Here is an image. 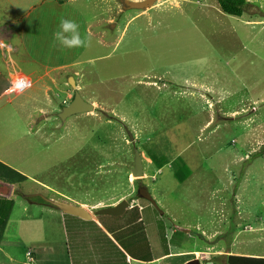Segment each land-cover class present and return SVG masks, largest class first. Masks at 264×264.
<instances>
[{
  "label": "rangeland",
  "instance_id": "1",
  "mask_svg": "<svg viewBox=\"0 0 264 264\" xmlns=\"http://www.w3.org/2000/svg\"><path fill=\"white\" fill-rule=\"evenodd\" d=\"M245 1L233 17L217 0H157L139 11L123 10L122 0H0V26L18 31L16 67L38 78L0 98V152L16 171L0 169V180L15 183L1 264H21L42 238L59 255L40 264H67L69 244L46 200L92 214L125 200L134 207L125 221L143 206L165 237L173 231L186 263L224 264L230 244L264 257V0ZM63 19L77 22L84 44L67 48L55 38ZM69 77L94 109L62 122L75 92ZM135 150L141 179L131 176ZM139 186L157 208L138 197ZM257 225L260 235L248 227ZM10 250L16 262L3 260Z\"/></svg>",
  "mask_w": 264,
  "mask_h": 264
},
{
  "label": "crops",
  "instance_id": "2",
  "mask_svg": "<svg viewBox=\"0 0 264 264\" xmlns=\"http://www.w3.org/2000/svg\"><path fill=\"white\" fill-rule=\"evenodd\" d=\"M20 28L23 29V27ZM17 32L18 31L15 32L10 30V27L0 26V38H9V44L7 43L8 45H6V48L0 49V98L9 97L6 94L9 80L11 76H13L14 72L21 74H33L36 77V81H38V78L34 73H31L29 70L22 71L20 70V68L16 67L18 66L17 62L19 63L21 58L19 57V55L18 57H15L14 55L18 51V49L13 46L12 39L14 35H17ZM3 52H6L8 54V63H5L2 58V56L4 57ZM22 58L26 57L23 56ZM1 63H4L7 66L6 75H4V72L1 69ZM25 92L26 91L22 93ZM19 95H16V97ZM19 119L21 122V117H19ZM27 137L28 136L25 134L21 137V139L17 140L21 144H27V142L29 141ZM1 138L2 137H0V143ZM5 138L9 139L7 136H5ZM9 161V156L5 157L3 152H0V169L3 170L4 174L7 173L6 170L10 171V173L16 172L15 170L8 169ZM16 167L21 171L22 175L25 174V172L27 173L26 169L24 170L18 165H16ZM26 175L27 177H22L23 179H25V184L27 183V180L32 181L30 180V176H28V174ZM3 178L4 180H2ZM14 185L15 183L7 180L6 177H1L0 199L9 200L12 202L11 210L13 207V201L10 200V196L12 195L13 191H15ZM57 196H59L60 198L62 197V195L59 193L57 194ZM118 203L102 207L98 206L94 209L98 210L101 208H108L115 206ZM31 204L38 206L41 205V207L45 206L44 204ZM75 206L84 208L82 204H78ZM46 207L49 206L47 205ZM138 207V214L135 215L134 218H130L127 221H125L126 212H130L134 207L130 208L129 206L125 209L124 213L119 216L96 215L95 212L94 214H92L90 211L84 208L90 215V219L88 220L62 213L57 209H51L58 213L56 215L57 220L54 226V228H56V232H58V235L61 236V239H66L69 244L68 255L66 256L67 264H187L186 261H182L181 253H178L175 251V249H173L170 238V236H173V231L168 237H165L167 236L166 232L158 230L155 220L151 219L146 221L144 216H142L141 213L144 211V207L140 205H138ZM30 222H33V227H42L38 219L32 218V221ZM34 224L37 225L34 226ZM169 226L170 225L166 226V229ZM248 227L251 229L252 234L257 233L258 235H260V233L258 232H262V228L260 227V225H257L254 228L250 226ZM235 233L236 238V236L239 235L237 231ZM0 235L2 236L4 234ZM140 236L142 237V240H140ZM262 236L254 238L261 240ZM2 241L0 242V244L2 243ZM163 241L165 243L166 249L159 251L158 249H160V245L158 244V242L163 243ZM43 242V238L38 242L37 240L35 241V243L31 242L32 244L38 245L29 246V248L25 250L23 256L26 259L21 264H40V257L42 256H53L54 258V256L57 257L59 255V253H55V251L51 249V246H48V241H45V244ZM235 246L233 244H230L228 255L250 258H264L262 257V255H255L245 251L242 252L239 249H235ZM11 251L12 250H10V253L4 251L2 255L3 260L16 262V259H13ZM0 253L2 254L1 249ZM54 262L55 261L53 260H49V262H45V264H53ZM16 263L18 264V261Z\"/></svg>",
  "mask_w": 264,
  "mask_h": 264
},
{
  "label": "water",
  "instance_id": "3",
  "mask_svg": "<svg viewBox=\"0 0 264 264\" xmlns=\"http://www.w3.org/2000/svg\"><path fill=\"white\" fill-rule=\"evenodd\" d=\"M157 2V0H143V1H130V0H122L123 3V10H146L149 8H152V6ZM68 83L71 86V88L75 91L72 101L65 107L62 108L61 112L58 113V118L60 121H65L67 118L80 115V114H86L89 112H92L94 109V106L88 102H85L79 93L76 91V86L74 84L73 78L69 77ZM131 176L135 177L136 179H141L143 177V164L140 154L135 150L134 153V166L131 170ZM137 195L139 198L149 202V204L157 208L156 203L150 196L149 192L146 190V188L140 187L137 190ZM48 203L50 207H53L54 209H57L61 211L62 213L77 216L81 219L88 220L90 219V215L87 213V211L80 207L75 206L72 204H67L64 202H57V201H45ZM129 207V204L122 200L118 204L112 207L108 208H101L95 211L96 215H108V216H119L124 213L125 209ZM160 214H162L160 212ZM185 233L188 232V230H182ZM187 264H197V261Z\"/></svg>",
  "mask_w": 264,
  "mask_h": 264
},
{
  "label": "trees",
  "instance_id": "4",
  "mask_svg": "<svg viewBox=\"0 0 264 264\" xmlns=\"http://www.w3.org/2000/svg\"><path fill=\"white\" fill-rule=\"evenodd\" d=\"M217 3L222 13L233 17H240L247 4L245 0H217ZM11 206V201L0 199V228L6 223L10 214ZM224 264H264V258L229 255L226 256Z\"/></svg>",
  "mask_w": 264,
  "mask_h": 264
},
{
  "label": "clouds",
  "instance_id": "5",
  "mask_svg": "<svg viewBox=\"0 0 264 264\" xmlns=\"http://www.w3.org/2000/svg\"><path fill=\"white\" fill-rule=\"evenodd\" d=\"M60 30L55 33V38L65 47L73 48L79 47L85 43L84 40L81 39L79 33V25L75 20L71 19H63L59 25ZM27 91V90H26ZM24 92V91H23ZM21 94V93H19ZM17 94V95H19ZM7 96H16V95H8Z\"/></svg>",
  "mask_w": 264,
  "mask_h": 264
},
{
  "label": "built area",
  "instance_id": "6",
  "mask_svg": "<svg viewBox=\"0 0 264 264\" xmlns=\"http://www.w3.org/2000/svg\"><path fill=\"white\" fill-rule=\"evenodd\" d=\"M0 48H5L3 40L0 38ZM36 77L33 74H21L14 72L9 80L7 89L8 95H17L32 88L36 84Z\"/></svg>",
  "mask_w": 264,
  "mask_h": 264
},
{
  "label": "flooded vegetation",
  "instance_id": "7",
  "mask_svg": "<svg viewBox=\"0 0 264 264\" xmlns=\"http://www.w3.org/2000/svg\"><path fill=\"white\" fill-rule=\"evenodd\" d=\"M141 187H142V186H141ZM138 188H140V186H139ZM138 188H137V190H138Z\"/></svg>",
  "mask_w": 264,
  "mask_h": 264
}]
</instances>
